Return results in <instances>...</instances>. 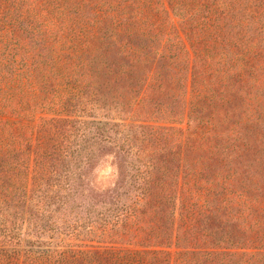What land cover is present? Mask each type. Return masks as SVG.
<instances>
[{
	"label": "trees",
	"instance_id": "16d2710c",
	"mask_svg": "<svg viewBox=\"0 0 264 264\" xmlns=\"http://www.w3.org/2000/svg\"><path fill=\"white\" fill-rule=\"evenodd\" d=\"M2 1L0 264H264L257 176L235 198L210 176L236 159L264 176V0ZM73 9L81 35L65 38ZM112 38L130 42L106 66L118 86L125 55L153 56L127 101L92 79ZM166 58L184 65L186 128L141 115ZM108 156L118 179L100 190ZM87 243L57 262L24 251Z\"/></svg>",
	"mask_w": 264,
	"mask_h": 264
},
{
	"label": "rangeland",
	"instance_id": "374dc122",
	"mask_svg": "<svg viewBox=\"0 0 264 264\" xmlns=\"http://www.w3.org/2000/svg\"><path fill=\"white\" fill-rule=\"evenodd\" d=\"M2 2H5V4L9 5L7 0H3ZM70 15L73 23L71 26V22L70 20H68L71 29H69L67 34H65V38H70L71 36L77 37L81 35V33H79L80 30H78L80 28L78 24L83 18V14H78L76 10L73 9ZM129 44L130 42L128 40L123 41V39L115 40L114 38H112L106 43L105 46H103V50L105 52V54L103 55V60L105 61V64H103L102 66H96L91 71L93 81L95 79V83L102 85L106 92H112L111 97L117 95L118 99L121 101H127L131 99L132 92L136 88V80L144 74L147 68L148 61L153 58L150 53H145L144 56L138 59L132 57L131 60H129V55H125V64L128 67H135L133 68V70H127L123 80V87L118 86V84L115 83V78L111 77L110 72L108 71V68L106 66H108L115 60L123 62V59L119 54L121 51H124L125 53H130L126 49ZM132 46L138 47L139 42L136 44H132ZM167 58L161 64V80H159L158 82V86H161V89H157L153 96L150 97L145 109L143 110V112H141V115L143 117H146L149 112H153L151 116L157 118V116L155 115L158 113V111H160L163 114L175 116V118H185L184 121H182V125L184 128H186L187 107H185L182 102L178 100L182 99L180 98L182 97V89L180 88L182 86V81L184 80V74L180 71V68H182L184 65L180 62L176 64L174 61H171ZM53 114L54 111L52 107H45L42 110V113L37 116V120L35 121L34 125L40 123L41 119L43 118H52ZM161 166H164V163H162ZM238 173L240 174V178L238 177ZM216 175L218 177H213ZM219 175H221V177H219ZM210 176L215 179L218 178L217 180L222 183L220 184L219 190L222 191L223 187L229 188L227 190L233 193V198L236 197V193H234L233 191H239L240 185L252 187L253 178H255L256 176L258 178L257 180L261 183V186L264 188V176L261 177L260 169L255 167V163L247 162L242 159H236L235 163H223L222 166L220 165L217 169H213ZM238 178L239 181H237ZM117 179L118 162L114 157L108 156L100 163V165L95 171L94 186L97 189L104 190L108 187H112L117 181ZM260 194L261 193L259 189H254L252 192V197L257 198ZM218 198L221 199V196ZM260 214H262V211L258 207L256 216H259ZM222 220H225V218L222 217ZM72 245L78 246V243L69 242V246ZM92 246L97 245L87 243L84 248L73 247L72 249L67 247L55 248L52 246H43L35 248V250H25L24 248L23 249L24 251H28V254L31 257L33 256L34 258L38 259L39 262L46 263L50 260L53 262L61 260L64 253L68 250H73L72 252H83L84 250H91L90 248H93ZM23 249L18 250L23 251ZM13 252V254H16L15 251ZM77 256L80 258V262H87L88 260H90V257H87L85 260L84 253H78Z\"/></svg>",
	"mask_w": 264,
	"mask_h": 264
}]
</instances>
